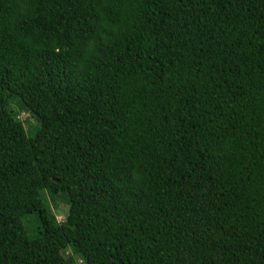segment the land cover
<instances>
[{"label":"trees","instance_id":"obj_1","mask_svg":"<svg viewBox=\"0 0 264 264\" xmlns=\"http://www.w3.org/2000/svg\"><path fill=\"white\" fill-rule=\"evenodd\" d=\"M0 264H264V0H0Z\"/></svg>","mask_w":264,"mask_h":264},{"label":"rangeland","instance_id":"obj_2","mask_svg":"<svg viewBox=\"0 0 264 264\" xmlns=\"http://www.w3.org/2000/svg\"><path fill=\"white\" fill-rule=\"evenodd\" d=\"M18 107V106H17ZM28 113L26 112V110L24 108H20V117L23 119V121L27 122L28 118H27ZM31 117H30V121H31ZM59 203V208L64 209L67 208V204L65 203V201H57ZM53 204V203H52ZM57 217L59 219H63L64 218V214L62 212H57Z\"/></svg>","mask_w":264,"mask_h":264}]
</instances>
